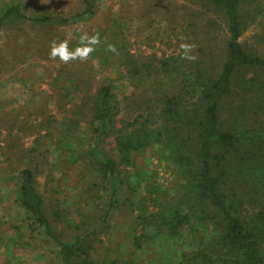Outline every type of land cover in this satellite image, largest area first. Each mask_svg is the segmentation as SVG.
<instances>
[{"label":"rangeland","instance_id":"1","mask_svg":"<svg viewBox=\"0 0 264 264\" xmlns=\"http://www.w3.org/2000/svg\"><path fill=\"white\" fill-rule=\"evenodd\" d=\"M17 2L27 16H69L83 11L90 0H0V16ZM93 9L62 25L28 19L0 25V264H58L56 248L18 201L19 176L26 167L35 172L54 229L64 240L90 232L96 261L119 255L136 256L145 264H188L181 263L180 241L163 231L140 249L134 245V235L141 233L140 212L129 199L138 203L141 192L150 200L165 194L173 203L180 198L179 171L158 147L136 153L134 166L120 168L121 199L103 221L109 183L86 155L92 133L90 103L83 101L111 79L120 109L118 126L134 119L172 84L158 77L160 60L180 54L186 69L198 61L218 68L228 36L224 17L191 0H97ZM242 14L243 47L264 57V0H244ZM85 33L100 35L87 61L49 59L53 40H69L74 51ZM181 43L196 46L195 61L182 58ZM109 44L118 52H107ZM102 148L114 155L113 137Z\"/></svg>","mask_w":264,"mask_h":264},{"label":"trees","instance_id":"2","mask_svg":"<svg viewBox=\"0 0 264 264\" xmlns=\"http://www.w3.org/2000/svg\"><path fill=\"white\" fill-rule=\"evenodd\" d=\"M96 1L69 16H27L19 2L11 3L2 12L0 25L15 19L67 24L92 14ZM191 1L224 17L228 36L216 70L200 61L186 69L180 54L160 60L158 77L169 78L171 86L149 102L146 111L119 126L120 109L111 79L83 101L90 103L93 136L86 155L109 183L103 221L121 199L120 168L134 166L136 153L158 147L179 171L180 198L173 203L165 194L150 200L141 192L138 203L129 199L140 212L141 233L134 235L135 248L163 231L180 241L181 263L264 264V57L247 51L240 41L244 0ZM109 137H113L114 155L102 148ZM133 180L135 184L140 179L133 176ZM18 201L56 248L58 264H145L136 256L96 261L90 232L64 240L46 215L35 172L29 167L20 172Z\"/></svg>","mask_w":264,"mask_h":264},{"label":"clouds","instance_id":"3","mask_svg":"<svg viewBox=\"0 0 264 264\" xmlns=\"http://www.w3.org/2000/svg\"><path fill=\"white\" fill-rule=\"evenodd\" d=\"M100 43L99 33L89 36L87 33L80 37L79 44L74 51L69 48V40L65 39L57 42L53 40L50 45L49 59L59 61L67 64L71 61L79 60L85 62L90 57L91 53L95 51V46ZM195 45L191 43H181L180 49L182 50V58L190 61H195L197 56L194 54ZM107 52L117 53L118 49L115 45L109 44L105 49Z\"/></svg>","mask_w":264,"mask_h":264}]
</instances>
